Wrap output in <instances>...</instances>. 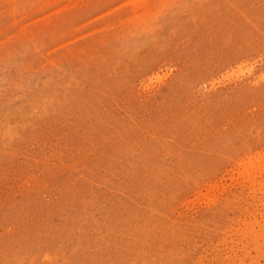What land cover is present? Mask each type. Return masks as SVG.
I'll return each mask as SVG.
<instances>
[{
	"label": "rangeland",
	"instance_id": "374dc122",
	"mask_svg": "<svg viewBox=\"0 0 264 264\" xmlns=\"http://www.w3.org/2000/svg\"><path fill=\"white\" fill-rule=\"evenodd\" d=\"M0 264H264V0H0Z\"/></svg>",
	"mask_w": 264,
	"mask_h": 264
}]
</instances>
